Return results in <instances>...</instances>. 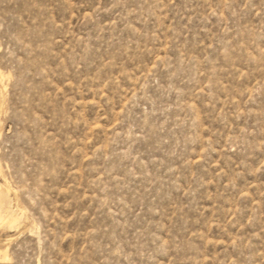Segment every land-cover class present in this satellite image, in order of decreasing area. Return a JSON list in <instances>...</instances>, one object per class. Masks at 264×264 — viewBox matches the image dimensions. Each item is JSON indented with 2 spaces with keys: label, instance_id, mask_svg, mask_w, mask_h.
I'll use <instances>...</instances> for the list:
<instances>
[{
  "label": "rangeland",
  "instance_id": "1",
  "mask_svg": "<svg viewBox=\"0 0 264 264\" xmlns=\"http://www.w3.org/2000/svg\"><path fill=\"white\" fill-rule=\"evenodd\" d=\"M0 72V264H264V0H0Z\"/></svg>",
  "mask_w": 264,
  "mask_h": 264
},
{
  "label": "bare ground",
  "instance_id": "2",
  "mask_svg": "<svg viewBox=\"0 0 264 264\" xmlns=\"http://www.w3.org/2000/svg\"><path fill=\"white\" fill-rule=\"evenodd\" d=\"M2 78H3V74L0 72V80H2ZM3 191H4V188H3L2 185H0V201H1L2 197H3ZM15 217H16V215H15ZM15 217L10 216L9 211H7L4 215L0 214V226H4V225H7V224L11 225V226H13L14 224L16 225L17 220H19V219L15 218ZM0 259L7 260V255H6L5 252H1L0 251Z\"/></svg>",
  "mask_w": 264,
  "mask_h": 264
}]
</instances>
